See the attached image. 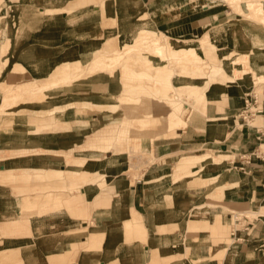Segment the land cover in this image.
Returning <instances> with one entry per match:
<instances>
[{"label":"crops","instance_id":"0c3cea01","mask_svg":"<svg viewBox=\"0 0 264 264\" xmlns=\"http://www.w3.org/2000/svg\"><path fill=\"white\" fill-rule=\"evenodd\" d=\"M41 1L47 3L53 0ZM101 1L106 3L108 0ZM124 1L129 8L135 2L141 1V12L145 7L150 19L155 23V29L152 30L173 40L219 41L227 39L225 38L228 37L227 34L234 31L232 25L234 18L229 16L231 13L229 4L224 1ZM97 5L99 8L90 13L100 15L102 7L108 11L107 5L94 6ZM41 9L45 12L39 16L41 19L48 15H51V18L59 15L55 12L49 13L43 7ZM13 11L0 14L3 23L5 19L11 17ZM262 15L260 23L264 24V13ZM43 21L45 25L48 24L46 19ZM49 24L59 29L58 22L56 25L53 21ZM61 30L52 37L42 34L32 37L29 41H34V44L24 49L19 48L21 50L17 52L18 56H22L23 50H29L35 55L32 59L39 58L42 62V59L46 60L43 64L33 63L32 59L29 62L31 69L37 68L38 71V76H32L34 80L52 74L50 82L40 83L42 87L48 82L53 84L59 80L60 61L58 54L54 52L60 47L59 36L63 38L58 34L62 33ZM193 30H201L205 38L203 40L185 38L190 37ZM63 33L69 36L67 32ZM89 40H79V43ZM65 42L67 45L72 43L68 40ZM258 44L254 43L252 49L254 58L251 65L258 68L257 77H262L264 45ZM44 50H50L51 54L43 55ZM250 50L244 52L243 57L247 55V59ZM206 56L210 59L208 63L206 62L209 66L207 73L202 67L183 68L180 63L167 69H175L171 82L173 76L186 77L182 84L177 86L172 83V89L167 91L146 93L149 97L152 96L146 122L155 123V120L159 119L156 125L148 126L146 129L148 139L146 146L150 162L137 178L120 175L116 179V185L120 186L116 188L117 196L114 198L113 206L99 210L90 223L87 220L83 221L85 224L82 225L80 237L86 244L81 255H78L80 260L73 264H85L89 260L87 238L91 242H97L99 239L104 241L103 254L108 258L99 263L94 261V264H264V84L262 88L252 85L250 81L253 79L250 75L236 77V81L228 80L229 83H214L213 79L223 78L228 74L222 65L223 60L214 51ZM214 65L223 70L210 77L211 67ZM56 66L58 67L55 73L53 68ZM244 68L241 66L237 69L249 71L248 67L247 70ZM25 77L24 79H28ZM202 77H206V80L196 79ZM51 86H47L50 93H46L44 97L52 95V100L57 96V101L50 103V106H34L32 109L49 111L47 114L51 116L50 121L31 120V114L24 111L22 114L13 115L16 122L12 126H10L12 123H7L6 127L3 126L4 122L0 124V172L8 171L6 177L27 181L28 177L40 179L44 176H55L57 167L62 166L64 162L61 155L69 152L75 145V139L81 135L85 136L84 141L79 143L84 146L82 148L84 155L79 156L83 160L105 152L110 153L109 161L112 162L114 158L116 160L122 158L121 156L129 151V145L133 146L132 143L128 144L127 137L122 138L126 134L120 132L119 135L116 131L114 135L111 132L112 127L120 129L122 113L120 115L116 110L114 121L107 113H95L91 117L90 110L77 109L75 102L79 100L74 98H67V105L63 107L66 101H58L59 93L56 91L59 86L50 89ZM123 93L129 97L126 92ZM155 95L159 99L156 100ZM174 100L183 102L179 104ZM92 103L100 104L96 101ZM117 105L118 102L109 104L112 109ZM19 108L21 111V108L30 107ZM244 109H249L252 113L247 121L242 118ZM10 114L11 111L0 114V119L6 121L5 118L7 115L10 118ZM81 129L88 131V134L85 135ZM133 130L134 128H131V131ZM92 151L95 152L94 156H91ZM36 162H39L38 166L31 164ZM30 165H34L35 170H31V167H28ZM79 170L70 168L69 172L64 173L63 179L65 183L68 182V186L78 185L79 179L74 175ZM82 171L91 173L95 170L85 168ZM83 176H85L83 179L89 177ZM85 183L89 184L90 180H86ZM103 185L104 180H101L87 186V190L90 195H94ZM84 190L86 191L85 188ZM11 200H8V215L0 219L1 227L12 222L18 225L16 220L19 219V215L10 213ZM234 210H256L257 214L250 233L243 228L237 230V234L242 237L241 240L234 238L231 233L233 225L231 227L229 220ZM53 220L58 221V224L72 225V219L64 217L61 220L53 213L30 219L35 238L27 241L31 247L24 251L29 252L25 260L32 261L29 263L24 261V264H42L43 257L50 258L49 263L57 264L56 259L68 253L53 248L46 250L47 245L63 249V239L43 235L48 230L46 226L49 221ZM49 225L52 230L54 225L51 223ZM128 225L132 226L131 230L126 228ZM140 225L144 227L146 234L138 236L136 233L135 236L133 226ZM4 241L10 242L11 238L5 237ZM55 241L57 243L53 244ZM71 243L74 244L75 240ZM3 249L6 250L5 247Z\"/></svg>","mask_w":264,"mask_h":264},{"label":"rangeland","instance_id":"374dc122","mask_svg":"<svg viewBox=\"0 0 264 264\" xmlns=\"http://www.w3.org/2000/svg\"><path fill=\"white\" fill-rule=\"evenodd\" d=\"M218 1L229 4L231 11L229 16L234 18V22L231 21L234 31L228 33V37H225L227 39L224 40L211 39L208 41L206 39L199 42L195 40L179 41L166 37L165 40H162L160 37L164 36L152 30V28L155 29V23L150 19V14L146 8L143 7V11L136 15L132 13L131 8L124 0H108L106 3L101 0H53L47 3H43L41 0H0V14H8L10 10H14L11 17L5 19V23L0 18V114L11 111L10 118L7 115L6 121L0 119V124L4 122L3 126L6 127L7 123H12L10 124L12 126L16 122L13 115L16 113L22 114L24 111L31 114V120L50 121L51 116L49 117V114H47L49 111L42 109L33 111L32 109L35 108L34 106H50V103L57 101V96L52 100V95L49 96L48 94L49 97H44L46 93H50L47 86L54 85L50 89L59 86L56 92L59 93L58 101H66L63 103V107L67 105V98H74L79 100L75 102L77 109L90 110L91 117L95 113H107L114 121L116 110L120 115L122 113L123 119L120 129L112 127L111 132L114 135L116 131L119 135L120 132L126 134L122 138L127 137L129 139L128 144L132 143L133 145L132 147L129 145V151L122 155L119 160L114 158V161L110 162V153L102 152L99 154L96 152L97 155L94 156L95 152L93 151L91 156L94 157L83 160L79 156L84 155L82 152L84 146L79 143L84 141L85 136L81 135L75 139V145L67 152L68 155L66 152L61 155L64 157V162L62 166L57 167L58 171L55 176H44L40 179L26 177L27 181H22L18 178L6 177L8 171L0 172V219L4 215H8L9 199H12L10 213L19 215V219L16 220L18 225L13 224L14 222L7 223L3 227L0 225V264H24V261L28 263L32 261L25 260L29 252L24 251L31 247L27 241L35 238L30 219L49 213L59 216L61 220L64 217L72 219V225H69L70 223L68 225L58 224L56 220L49 221L48 226H46L49 231L43 233L44 237L63 239L64 243L63 249H55L47 245L46 250L53 248L56 251L68 252L65 256L56 259L57 264H73L80 260L78 255H81L86 244H84L83 238L80 237L82 225L85 224L83 221L87 220L90 223L99 210L109 209L113 206L114 198L117 196L116 188L120 186V184L116 185V179L120 175L137 178L150 162L148 147L146 146L148 140L146 129L148 126L156 125L159 119H156L155 123L146 122V119H148V106L152 100V96L149 97L146 93L167 91L170 88L172 89L173 84H177V86L182 84L186 78L173 76L171 82V76L175 69H167L168 67L178 66L180 63L184 67L187 62L189 68H193L194 64L192 63H197L195 67H202L204 68L203 71L207 73L209 66L206 62L210 59L206 55H210V52L214 51L223 60L222 65L226 68L228 74L223 78L213 79L214 83H229L228 80L236 81V77L250 75L253 79L250 81L252 85L262 88L264 77H257L258 68L251 65V60L254 58V54L252 55L254 43L264 45V24H261L262 14L264 13V0ZM95 4L107 5L108 11H105V8L102 7L100 15L90 13L99 8L98 5L94 6ZM132 5L140 7L139 2ZM42 7L49 13L55 12L59 15L52 18L51 15H48L44 18L48 22L45 25L44 19L39 17L45 13L41 9ZM65 18L67 19L65 20ZM51 21L55 25L58 22V30L55 26H50ZM65 22L67 23L65 24ZM64 24L65 26L62 28ZM74 29L78 31H74ZM59 30L62 31L58 34L63 37V40L72 42H68L71 44L67 45L59 36L60 47L55 50L54 54H58L60 61L58 65L60 66L53 68L55 72L58 67L60 71L59 80L50 84L52 74L34 80L32 76H38V71L37 68H35L36 70L31 69L29 62L35 55L29 50H23L21 52L22 56H18L17 52L34 44V41H29L32 37L41 34L52 37ZM64 31L69 36H66L63 33ZM189 36L185 38L199 40L205 38L201 30H193ZM79 40H89V42L80 44ZM223 41L224 43H222ZM160 45L162 48L165 46L161 51L163 52L161 55V52L156 48ZM188 47L194 50L192 51ZM249 50L251 53L246 59L247 55L244 57L243 55L244 52H249ZM46 54H51V51L44 50L43 55ZM235 58H238L239 61L236 64L233 63ZM42 60L43 62L39 58H34L32 62L45 63L46 60ZM241 66L248 67L249 71L243 72L240 70L239 72L238 69H234ZM47 68L50 69L49 66ZM160 68L162 69L160 70ZM38 69L41 73L40 67ZM131 72L141 75L139 78L131 77ZM234 74L236 77H234ZM24 77L28 79H24ZM196 79L206 80V77ZM47 81L49 82L42 87L40 83ZM121 86H123V91L129 97L121 91ZM35 92L38 94H34ZM140 93L142 94L138 99H135ZM154 97L156 100L159 99L157 95ZM84 99L100 102V104H94L92 101H82ZM174 101L179 104L183 102L182 100ZM113 102H118L115 109L109 106ZM20 106L26 108L29 106L30 108H21L20 111ZM62 109V106H60V110ZM131 128H134V130L131 131ZM81 131H84L85 135L88 134L86 130L81 129ZM31 164L38 166L39 162ZM34 165L28 167L35 170ZM70 168L80 169L74 175L76 179H79L77 180V186H68V182L65 183L63 179L64 173L69 172ZM85 168L95 171L84 173L82 169ZM83 175L89 176L87 177L90 180L89 184L85 183L88 179H83L85 177ZM101 180H104V185L99 192L90 195L87 186L96 184ZM233 212L238 211L234 210ZM240 212L247 214L253 220L257 218L256 210ZM50 223L54 225L52 230ZM229 223H231V227L234 225V216L231 217ZM237 225L240 227L241 224L237 223ZM133 227L135 236H137L136 233H138V236L146 234V230L142 225ZM126 228L131 230L132 226L128 225ZM5 237L11 238V241H4ZM87 239V249L90 252L88 253L89 260L85 264L107 260L108 256L103 254L104 241L99 239L97 242H91L89 238ZM72 240H75L74 244L71 243ZM50 260V258L43 257L42 264H51L49 263Z\"/></svg>","mask_w":264,"mask_h":264},{"label":"built area","instance_id":"2783aa9c","mask_svg":"<svg viewBox=\"0 0 264 264\" xmlns=\"http://www.w3.org/2000/svg\"><path fill=\"white\" fill-rule=\"evenodd\" d=\"M251 111H249V109H244V111L242 112V118L247 121L248 118H250L251 115ZM235 217V223L233 225L232 228V235L234 238H236L237 240H241L242 237H240L237 234V230L239 228H243L246 232L250 233L251 230L253 229L255 223L254 220L252 218H250L247 214L242 213L240 211L238 212H233L230 214V217ZM240 221V222H239ZM237 223H240V227H238Z\"/></svg>","mask_w":264,"mask_h":264},{"label":"bare ground","instance_id":"6f19581e","mask_svg":"<svg viewBox=\"0 0 264 264\" xmlns=\"http://www.w3.org/2000/svg\"><path fill=\"white\" fill-rule=\"evenodd\" d=\"M139 3L142 5V2H141V1H140ZM130 8H131L132 12H134L135 14L140 13L141 10H142L141 7L138 8V7H135V6H133V5H130ZM215 34H216V33H214V35H215ZM150 37H151V36H150ZM150 37H148V38L150 39ZM170 37H171V36H170ZM144 38H145V37H144ZM146 38H147V37H146ZM160 38H161L162 40H165V37H160ZM160 38H159V39H160ZM156 39H158V38H156ZM147 41H148V40H147ZM151 41H152V40H151ZM154 41H155V40H154ZM157 43H158V42H157ZM192 43H193V42H192ZM163 45H165V44H163ZM164 47H165V46H164ZM164 47H163V48H164ZM153 48H154V47H153ZM156 48H157V50H158L159 52L163 51V50H162L163 48L161 47V45L158 46V47H156ZM158 48H159V49H158ZM188 48H189V47H188ZM188 48H187V49H188ZM189 49H191L192 51L194 50V49H192V48H189ZM164 50H165V49H164ZM185 50H186V49H185ZM167 51H168V50H167ZM153 52H154V51H153ZM162 53H163V52H161L160 55H161ZM156 54H157V53H156ZM200 62H201V61H200ZM207 62H208V61H207ZM236 62H238V59H237V60L234 59L233 63H236ZM187 64H188V63L186 62L184 67H189ZM192 64H194L192 67H195V64H197V63H192ZM184 67H183V68H184ZM158 69H159V68H158ZM158 69H157V70H158ZM161 69H162V68H160V70H161ZM234 69L236 70L237 68H234ZM157 70H156V71H157ZM222 70H223V68H221V67H219V66H216V65L212 66V67H211V71H210V77H211V76H214V75H216V74H218V73H220V72H222ZM244 70H247V68L245 67ZM156 71H155V72H156ZM241 71H242V70H241ZM239 72H240V69H239ZM131 73H132V72H131ZM129 74H130V73H129ZM140 75H141V74H140ZM140 75H139V73H137V75L134 74V73H132L130 76H131V77L133 76V77H137V78H139ZM142 75H143V74H142ZM151 75H152V74H151ZM172 75H173V74H172ZM263 76H264V75H263ZM171 77H172V76H171ZM234 77H236L235 74H234ZM140 78L142 79L143 77H140ZM128 91H129V89H128ZM180 93H182V92H180Z\"/></svg>","mask_w":264,"mask_h":264}]
</instances>
